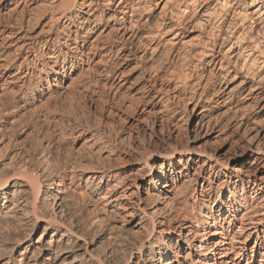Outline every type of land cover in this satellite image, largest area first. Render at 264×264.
Masks as SVG:
<instances>
[{"label": "bare ground", "instance_id": "1", "mask_svg": "<svg viewBox=\"0 0 264 264\" xmlns=\"http://www.w3.org/2000/svg\"><path fill=\"white\" fill-rule=\"evenodd\" d=\"M82 91L93 124L23 116ZM263 230L264 0H0V264H231Z\"/></svg>", "mask_w": 264, "mask_h": 264}, {"label": "rangeland", "instance_id": "2", "mask_svg": "<svg viewBox=\"0 0 264 264\" xmlns=\"http://www.w3.org/2000/svg\"><path fill=\"white\" fill-rule=\"evenodd\" d=\"M80 94V95H79ZM78 95L77 98L76 96L74 97V95H70L72 96V99L70 98V96L68 98H70L73 102L72 103H69L71 102L70 99L67 98V96L69 94H64L63 96H60L59 98H57L56 100H58V102H51L48 107L44 108L40 113H34V115H29V113H25L23 116H26V117H29V118H26L27 122L30 121V116H84L83 117V120H86V121H90L89 123H92L93 124V121L94 119L97 117V116H100V113H101V109H102V103H99L101 101H98L96 100V98H94V96L92 95H87V92H80ZM77 100V102H76ZM75 101V102H74ZM4 101H2L1 103H3ZM53 103V104H52ZM54 103H56L54 105ZM71 104V105H70ZM54 105V107H53ZM72 109H71V107ZM86 116V118H85ZM92 116H94L95 118H93ZM89 119H88V118ZM30 119V120H29ZM85 123V121H83ZM86 123L88 125H90L89 123ZM41 124H39L40 126L43 124V126H39L38 125V129L40 131V128L41 130L43 131H46V126H44L45 124L42 123V122H39ZM40 127V128H39ZM45 127V128H44ZM42 133V131H40ZM200 148H203L206 150H208V147H210L209 145L207 146H204V144H202L201 142L198 144ZM264 231V230H263ZM263 238H264V234H263ZM241 242V241H240ZM240 242H238L236 245H235V252L234 254L237 252V257H234L235 255H232L234 260H232L231 264H264V258H262V254L264 253V242L261 244H259L260 246L258 248H255L253 250V255H252V246H253V239L245 242V244H241ZM240 249H243V250H240ZM238 250H240L239 254H238ZM240 255V256H238ZM252 255V257H251Z\"/></svg>", "mask_w": 264, "mask_h": 264}]
</instances>
